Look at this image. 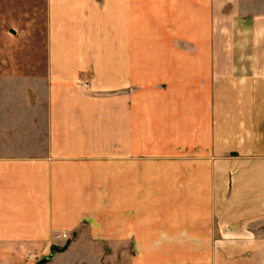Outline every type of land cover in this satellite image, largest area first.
I'll return each instance as SVG.
<instances>
[{"label": "crops", "instance_id": "1", "mask_svg": "<svg viewBox=\"0 0 264 264\" xmlns=\"http://www.w3.org/2000/svg\"><path fill=\"white\" fill-rule=\"evenodd\" d=\"M41 1L43 70L1 75L0 259L264 264V13L237 8L264 0Z\"/></svg>", "mask_w": 264, "mask_h": 264}, {"label": "rangeland", "instance_id": "2", "mask_svg": "<svg viewBox=\"0 0 264 264\" xmlns=\"http://www.w3.org/2000/svg\"><path fill=\"white\" fill-rule=\"evenodd\" d=\"M225 6L227 8L230 4L226 3ZM237 6L244 11L243 13L255 10V7H257L259 15L264 13V2L255 4L241 1ZM44 24L43 1L0 0V90L9 85L2 82L1 75H35L43 70L45 59ZM235 36V42H238L240 37L238 34ZM240 53L241 51L238 52V55ZM16 83V89L22 87L19 81ZM58 237L57 234L53 235L54 239ZM61 237L65 238L67 235L63 233ZM23 253L20 260H15V264H37L39 260L45 258L41 252L37 254ZM0 264H12V260L2 257Z\"/></svg>", "mask_w": 264, "mask_h": 264}, {"label": "water", "instance_id": "3", "mask_svg": "<svg viewBox=\"0 0 264 264\" xmlns=\"http://www.w3.org/2000/svg\"><path fill=\"white\" fill-rule=\"evenodd\" d=\"M55 250H53V248L51 249V252H54ZM49 257H45L41 260L38 261L37 264H45L48 261Z\"/></svg>", "mask_w": 264, "mask_h": 264}, {"label": "trees", "instance_id": "4", "mask_svg": "<svg viewBox=\"0 0 264 264\" xmlns=\"http://www.w3.org/2000/svg\"><path fill=\"white\" fill-rule=\"evenodd\" d=\"M56 248H53V250H55Z\"/></svg>", "mask_w": 264, "mask_h": 264}]
</instances>
